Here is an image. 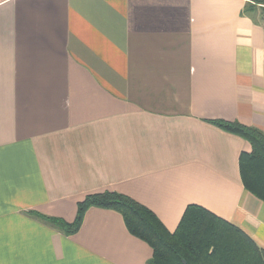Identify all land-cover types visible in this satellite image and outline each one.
Here are the masks:
<instances>
[{
    "label": "crops",
    "instance_id": "0c3cea01",
    "mask_svg": "<svg viewBox=\"0 0 264 264\" xmlns=\"http://www.w3.org/2000/svg\"><path fill=\"white\" fill-rule=\"evenodd\" d=\"M251 3L0 0V264H149L114 210L90 208L70 236L33 215L73 223L107 191L171 233L199 206L264 250V202L240 170L252 146L212 123L264 133Z\"/></svg>",
    "mask_w": 264,
    "mask_h": 264
},
{
    "label": "trees",
    "instance_id": "16d2710c",
    "mask_svg": "<svg viewBox=\"0 0 264 264\" xmlns=\"http://www.w3.org/2000/svg\"><path fill=\"white\" fill-rule=\"evenodd\" d=\"M212 123L244 137L251 144L252 151L240 158L241 177L245 188L264 202V133L238 122L215 120ZM93 207L122 215L129 232L153 249L149 264H264V250L251 237L199 206L187 208L174 233L151 210L117 192L86 196L77 206L73 223L38 213L33 215L70 236L80 230L85 214Z\"/></svg>",
    "mask_w": 264,
    "mask_h": 264
},
{
    "label": "rangeland",
    "instance_id": "374dc122",
    "mask_svg": "<svg viewBox=\"0 0 264 264\" xmlns=\"http://www.w3.org/2000/svg\"><path fill=\"white\" fill-rule=\"evenodd\" d=\"M249 2L251 3V4H253V5H255L256 6V8H257V6H258V8H260L261 9V12L263 13V10H264V1H262L263 3H258L257 1H253V0H249Z\"/></svg>",
    "mask_w": 264,
    "mask_h": 264
}]
</instances>
